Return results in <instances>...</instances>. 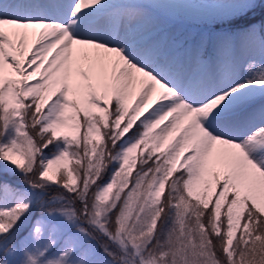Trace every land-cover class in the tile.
<instances>
[{
  "label": "snow or ice",
  "instance_id": "6c2138e0",
  "mask_svg": "<svg viewBox=\"0 0 264 264\" xmlns=\"http://www.w3.org/2000/svg\"><path fill=\"white\" fill-rule=\"evenodd\" d=\"M0 264H264V0H0Z\"/></svg>",
  "mask_w": 264,
  "mask_h": 264
}]
</instances>
